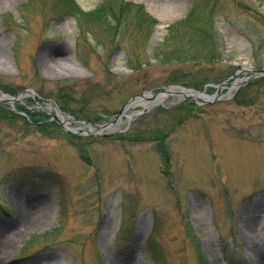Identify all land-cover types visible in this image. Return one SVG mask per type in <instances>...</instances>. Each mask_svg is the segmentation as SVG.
I'll list each match as a JSON object with an SVG mask.
<instances>
[{
  "label": "rangeland",
  "instance_id": "374dc122",
  "mask_svg": "<svg viewBox=\"0 0 264 264\" xmlns=\"http://www.w3.org/2000/svg\"><path fill=\"white\" fill-rule=\"evenodd\" d=\"M72 1L0 0V97L104 124L145 91L226 84L136 103L106 136L0 101V264H264V77L245 70H264V0Z\"/></svg>",
  "mask_w": 264,
  "mask_h": 264
},
{
  "label": "water",
  "instance_id": "95a60500",
  "mask_svg": "<svg viewBox=\"0 0 264 264\" xmlns=\"http://www.w3.org/2000/svg\"><path fill=\"white\" fill-rule=\"evenodd\" d=\"M245 70L251 72L250 77H246V78L257 77V76L264 77V70L250 69V68H245ZM225 84H226V82H222V83L216 85V90L212 94H207L204 91H198V90L193 89V88H184L182 86H177V85H174V86L170 85L166 89L160 90V91H158L156 93H151L150 91H145V92H143V93H141L139 95H135L132 98H130L125 103V105L120 109V111L109 122L104 123V124H96V123L88 122L86 120H78V119H74V118L63 119V117L61 116L60 111H58L59 115L52 114V117L54 118V120L56 122L61 124L62 127L64 129L68 130V131H70V129H68L66 127V125L68 123H78V124H85L88 127H90L89 130L86 131V133H88V134L106 136V135L111 133V131H107V130H111L110 127L112 126V124L114 122H118L120 120V118L124 115V110L125 109H127L130 106L135 105L137 102L142 101V100H144V99H146L148 97H153L154 98L153 101L155 102L156 98L165 97L166 95L177 94V95H181L183 97H188V98L195 99V100L198 101L197 103H199V104L208 103V102H212V101H214V100H216L218 98V94L220 93L222 87L225 86ZM25 95L34 96L36 94L30 89H22L15 96H10V95H6L4 93H1L0 101L12 104L13 102L19 101ZM39 99L41 101L49 103L53 107H56V105H54V103L52 101L48 100V99H44V98H39ZM153 103L145 105L144 106V108H145L144 110H147V108L150 107ZM104 130H106V131H104Z\"/></svg>",
  "mask_w": 264,
  "mask_h": 264
},
{
  "label": "trees",
  "instance_id": "16d2710c",
  "mask_svg": "<svg viewBox=\"0 0 264 264\" xmlns=\"http://www.w3.org/2000/svg\"><path fill=\"white\" fill-rule=\"evenodd\" d=\"M71 3V8H73L74 11H72V13H75V11H77L76 13H79L78 10L76 9V5L73 3L72 0H67ZM189 16V15H188ZM190 16H191V12H190ZM128 18L125 17L124 19H121L119 24H123V25H127L128 24ZM142 20L140 19V22ZM147 20H144V26L147 30V33H151V26H153V23H151L150 21H148V23L146 22ZM146 22V23H145ZM116 23V22H114ZM119 24L117 26H119ZM116 26V24H114ZM196 32H194L193 34H198L197 36V39H198V44H200V51H195L194 54H197V55H194L195 57H198V58H201V56H203L204 54L206 55V58H205V55H204V58L205 59H208L211 58V59H214L216 58V33L213 32L212 30L210 29H207L206 27L203 28V27H196ZM148 35V34H146ZM148 35V36H149ZM184 43V42H183ZM187 44L190 46V42H187ZM191 45H194L195 49H199L198 46H195L196 45V42L194 41L193 43L191 42ZM180 48V46H179ZM204 53V54H203ZM167 54V53H166ZM203 54V55H202ZM156 263V261H155Z\"/></svg>",
  "mask_w": 264,
  "mask_h": 264
},
{
  "label": "bare ground",
  "instance_id": "6f19581e",
  "mask_svg": "<svg viewBox=\"0 0 264 264\" xmlns=\"http://www.w3.org/2000/svg\"><path fill=\"white\" fill-rule=\"evenodd\" d=\"M158 1H161V3H168V2H171L170 0H158ZM163 98L164 97H161V98H156V100H155V102L153 103V102H151V101H146V100H142L141 101V103L142 104H144V105H147V104H150V103H153V104H155L156 102H161L162 100H163ZM136 105V104H135ZM152 106V105H151ZM56 110V109H55ZM120 124H121V122H117L115 125H112L111 127H110V129H111V131H113V130H119V129H121V127H120ZM25 208V207H24ZM24 208H22L23 209V212H24ZM41 218H42V215H38V217H36L35 218V220H32L31 222H33V225L35 224H39V222H40V220H41ZM2 244H0V246H1ZM125 264H128V263H125Z\"/></svg>",
  "mask_w": 264,
  "mask_h": 264
}]
</instances>
